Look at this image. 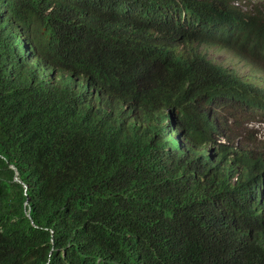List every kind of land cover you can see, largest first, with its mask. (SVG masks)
<instances>
[{
  "label": "trees",
  "instance_id": "trees-1",
  "mask_svg": "<svg viewBox=\"0 0 264 264\" xmlns=\"http://www.w3.org/2000/svg\"><path fill=\"white\" fill-rule=\"evenodd\" d=\"M183 9L203 40L229 22L206 42L264 69V7L0 0V264H264V147L217 144L212 112L264 108L175 56Z\"/></svg>",
  "mask_w": 264,
  "mask_h": 264
},
{
  "label": "clouds",
  "instance_id": "clouds-1",
  "mask_svg": "<svg viewBox=\"0 0 264 264\" xmlns=\"http://www.w3.org/2000/svg\"><path fill=\"white\" fill-rule=\"evenodd\" d=\"M235 8H239L244 13H250L254 8L264 7V0H227ZM199 17L194 12H188L183 9L181 12L173 11L171 18V25L168 27V37L173 47V52L175 56L182 55L184 50L192 49L197 54V58L203 60L209 66L216 69L217 72L223 73V75H230L231 78H235L239 81L238 87L245 90L248 95L256 99L261 108H264V69H259L253 67L247 62L244 63L248 68H250L252 74L250 76H244L237 73L230 64L217 63L211 60L207 54V50L219 51L226 54L232 62L236 59L238 60L232 52L224 48H218L216 45L210 44L206 41H213L215 43H220V38L229 31V22L221 23L220 25H212V40H203L196 36V30L199 27ZM239 61V60H238ZM241 62V61H240ZM213 114L218 112V121L220 127L226 135L221 136L216 140L217 144L226 145L234 147L235 149H250L254 150V145L243 142L239 136H235L234 132L239 131L238 127L242 123L247 125L244 130H252V125L263 124L264 118L258 120V110L253 106H243L239 104H226L220 107H215L213 109ZM221 116L222 120L219 119ZM250 116V117H249ZM232 119L233 123L231 125L232 129L225 127L226 120ZM171 121V119H168ZM237 122H239L238 126ZM258 134V132L256 133ZM234 143V146L232 145ZM250 145L252 148L247 146ZM264 191V187H263ZM264 213V210H263ZM264 218V217H263Z\"/></svg>",
  "mask_w": 264,
  "mask_h": 264
},
{
  "label": "rangeland",
  "instance_id": "rangeland-1",
  "mask_svg": "<svg viewBox=\"0 0 264 264\" xmlns=\"http://www.w3.org/2000/svg\"><path fill=\"white\" fill-rule=\"evenodd\" d=\"M206 54L211 60L217 63H222L225 65L232 63V67L234 68V70L241 75L248 77L252 74L250 68H248L244 63L236 59L232 62V60L222 52L207 50ZM219 119L222 120L221 116L219 117ZM232 123H233L232 119L226 120L225 127L232 129L231 128ZM245 128H247V125L245 123H242L241 126L238 127L239 131L237 133L239 137L242 139V141L254 145V147L257 150L259 148L262 149L264 147V125L259 123L254 126L252 125V130L250 131L244 130ZM257 132L258 134H256Z\"/></svg>",
  "mask_w": 264,
  "mask_h": 264
},
{
  "label": "water",
  "instance_id": "water-1",
  "mask_svg": "<svg viewBox=\"0 0 264 264\" xmlns=\"http://www.w3.org/2000/svg\"><path fill=\"white\" fill-rule=\"evenodd\" d=\"M15 181H18V179H17V178H15Z\"/></svg>",
  "mask_w": 264,
  "mask_h": 264
}]
</instances>
